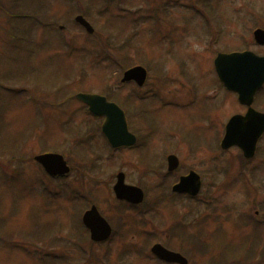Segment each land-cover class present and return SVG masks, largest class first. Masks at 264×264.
<instances>
[{
	"label": "rangeland",
	"instance_id": "rangeland-1",
	"mask_svg": "<svg viewBox=\"0 0 264 264\" xmlns=\"http://www.w3.org/2000/svg\"><path fill=\"white\" fill-rule=\"evenodd\" d=\"M162 1L0 0V264H94L80 259L89 255H79L77 248L85 239L82 217L89 204L79 192L93 187L91 177L103 176L109 181L121 169L133 184L142 183V171L159 168L165 152L180 156L185 168L203 173L207 181L203 199L209 195L216 200L206 207L211 213L201 218L204 224L189 230L196 241L186 246L191 264L222 260L226 264H264V225L256 224L264 222V179L262 189L255 192L252 167L239 175V152L230 151L217 159L221 128L240 109L226 99L217 119L222 125L219 129L215 119L201 117V107L187 109L185 103L194 91L201 96L210 86L201 75L205 69V77L212 75L214 55L210 51L252 50V29L257 25L264 28V0H173L176 6L167 3L161 7ZM86 10L96 37L74 23L79 12ZM64 26L67 29H61ZM127 37H131L129 47L120 50ZM109 42V54L115 60L97 62L102 65L93 68L94 59L105 54ZM69 54L76 55L71 59ZM117 60L123 62L117 64ZM122 64L148 65L152 70L143 100H137L132 110L139 109L130 125L143 135L146 145L131 153L114 152L102 136L98 120L83 112L77 114L80 103L65 99L81 91L103 93L107 83L117 93ZM182 71L185 74L180 75ZM83 73L84 81L79 78ZM174 76L172 84L169 77ZM1 87L25 88L26 92L12 95ZM133 89L128 87L115 97L121 100ZM170 99L176 100L173 105L168 103ZM86 134L76 154L71 144ZM47 151L63 154L75 166L96 162L100 170L90 171L89 178L75 173L62 183L53 181L34 160ZM16 158L23 162L16 164L20 162L15 163ZM19 167L23 174L10 183L8 178L17 175L15 168ZM161 177L151 174L143 181L155 185ZM173 180L168 178L169 183ZM167 184L160 183L158 192H168ZM111 193L107 184L96 186L93 192L105 216L117 214L109 209ZM184 205L188 208L190 204ZM186 208L163 202L154 217L146 218L147 228H158L159 236L165 238L174 212ZM119 212L126 221V232L136 228L135 222L142 224L137 214ZM125 239L116 245L114 261ZM130 239L137 241L132 235ZM173 244L176 250L184 247L177 240ZM17 246L22 249L14 248ZM84 248L89 250L87 245Z\"/></svg>",
	"mask_w": 264,
	"mask_h": 264
},
{
	"label": "flooded vegetation",
	"instance_id": "flooded-vegetation-1",
	"mask_svg": "<svg viewBox=\"0 0 264 264\" xmlns=\"http://www.w3.org/2000/svg\"><path fill=\"white\" fill-rule=\"evenodd\" d=\"M264 47V46H263ZM259 56H264V48L254 49L252 50ZM212 66V65H211ZM253 66V63H252ZM260 68H264V64L260 65ZM185 74L183 71L180 72V75ZM208 74V71L205 69L203 73H201L203 80H209L210 86L215 87L212 91L208 92L210 89V86L206 88L204 91H201V96L198 95V91H194L191 96H187L185 98V102L190 103V106L187 107V109H196L198 107H201L203 111L200 113L201 117H203L204 120L207 119H217L219 118V112L222 111L224 106V101L227 99L228 102H230L233 105H236L238 109L236 112L229 115V118H231L234 115L240 114V115H246L249 111V107L241 105L239 102V96L226 89L225 85L221 82V80L218 77V74L215 69V63L213 62V72L212 75H209L208 77H205ZM173 79V80H172ZM170 80H172V84L175 83V76L172 77ZM205 82V81H204ZM208 89V90H207ZM174 100V99H171ZM135 103L131 104V107H126L128 112L130 113L133 108L135 107ZM252 109L263 113L264 114V85L257 91L256 95L252 99ZM137 116V114H136ZM135 119V118H134ZM218 122V121H217ZM219 129L221 128V123L218 122ZM217 126V127H218ZM221 130H224V124L221 128ZM134 132V131H133ZM146 145V144H145ZM145 145H141L140 148L142 149L145 147ZM139 147V145H138ZM128 152H134V151H128ZM172 155L171 153L165 152L164 154V161L163 164L157 169H152V167H149L148 169H145L141 173V177L145 176V173L148 174H159V177L161 176H167V177H174V180L172 181L171 190L174 185L178 184L182 177L187 176L190 174V172L193 170V168H185L184 164L182 163V159H180V166L177 170L173 172H168V157ZM180 157V156H179ZM264 133L259 137L256 149L253 154L252 158V179H253V189L254 191H260L263 187V181L261 179H264ZM127 178L128 175H127ZM160 179V178H159ZM129 183L133 184L131 182V179L129 180ZM134 185H142V183L134 184ZM159 189V188H158ZM158 189L154 192L155 194L151 195V192H147V196L145 201L140 204H133L126 200L119 199L117 195L112 192L111 195L108 197V205L110 210L117 211V214H113L111 216H105V219L108 221L110 226V237L101 242H93L91 240L92 234L89 230H86L85 236V242L89 246V256L86 257H80L82 260H88L91 263L94 264H141V263H148V264H176V263H169L164 260H161L160 258L156 257L152 254V248L156 244H161L167 249L181 253L185 258L188 259V264H191V258L189 257L187 252H190V249L187 248V245H191L194 243V239L192 235H189V230L192 228V226L196 225V227L201 226V219L196 220V223H192V211L191 207L193 203H198L199 197L193 198L190 195H187L185 193H177L174 191H171L170 194L168 193H160L158 192ZM165 197H167L169 200L171 199L172 204H178L182 208L184 207V203L190 204L188 208L184 210H178L174 212L173 218H172V224L168 228V233L166 234V237H160L159 236V229L158 228H147L149 224H146L147 222L146 218L149 215H152L154 217V213L160 208L161 204L163 202H167ZM95 204L96 198H95ZM119 211H130L132 213L137 214L136 217H139L140 223L135 222L136 228L134 230H128L127 232L124 230L125 226H127L126 221ZM187 212V213H186ZM186 214V215H185ZM136 221V219H134ZM166 230H163L164 232ZM128 234V235H127ZM133 236L134 238H137V241H133L130 239L128 241V237ZM126 238V239H125ZM122 239H125V241L122 242L120 248L117 251L118 260L114 261L115 259V247ZM177 240L182 242V245H184L183 249H174L173 241ZM196 242V241H195ZM186 249V250H185ZM78 259V262L80 261Z\"/></svg>",
	"mask_w": 264,
	"mask_h": 264
},
{
	"label": "water",
	"instance_id": "water-1",
	"mask_svg": "<svg viewBox=\"0 0 264 264\" xmlns=\"http://www.w3.org/2000/svg\"><path fill=\"white\" fill-rule=\"evenodd\" d=\"M82 20L79 18V21ZM82 22L87 25L83 20ZM90 31H93L92 28ZM257 39L260 42H264V33L259 32L257 33ZM240 55H233L231 58L234 60H239ZM220 59L218 60V64L220 63ZM250 67L247 69V74L245 76H241L237 78L241 82H246V84H251L249 82H252V58L249 60ZM147 77V72L145 69L138 67L135 69L130 70L126 73L124 81L129 80H136L139 82L140 85H143ZM252 85V84H251ZM80 98L84 99L87 103L91 105V110L95 113H100L103 111L105 114L109 115V119L107 121V124H110L106 127H104L105 133L109 136L110 140L114 144H120L121 138L117 136L116 129L119 128V125H116V120L112 116H110V109L114 108L115 110L119 111L116 106L114 105H107V104H100V99L98 100L95 97H86V96H80ZM101 110V111H100ZM262 118V117H260ZM263 122L260 127L257 126V130L252 131V113H250L247 117H236L234 118L229 126L226 138L223 142L224 148H229L233 145H238L243 148V150L246 153V156L248 158L252 157V139L261 132L262 129H264V119L261 121ZM126 127V126H125ZM259 127V128H258ZM39 161H41L46 169L52 174H63L68 172V168L66 167V163L63 162L62 157L54 156V155H47L42 156L38 158ZM65 163V164H64ZM177 166V162H172L171 160V169H174ZM201 183L200 179L196 174H192L186 179H183L182 182L176 186L175 190L180 192H187L191 195H197L200 191ZM116 190L118 194L122 195L121 198H125L127 200L133 201V202H140L143 199L142 192L136 188L127 187L125 185H118L116 187ZM140 191V192H139ZM141 193V194H139ZM84 222L91 226L92 224H98L103 223L105 224V220L100 217V214L98 211L93 208L92 211L88 212L84 217ZM157 254H159L161 257L165 258L166 260L170 261H176V262H184L185 260L182 259L180 255H175L169 252H166L164 250H159V248H156L155 250Z\"/></svg>",
	"mask_w": 264,
	"mask_h": 264
},
{
	"label": "trees",
	"instance_id": "trees-1",
	"mask_svg": "<svg viewBox=\"0 0 264 264\" xmlns=\"http://www.w3.org/2000/svg\"><path fill=\"white\" fill-rule=\"evenodd\" d=\"M224 261V260H223ZM217 264V263H216ZM218 264H221L220 262H218ZM222 264H225V262H223Z\"/></svg>",
	"mask_w": 264,
	"mask_h": 264
}]
</instances>
